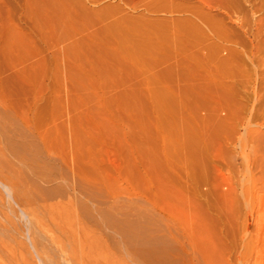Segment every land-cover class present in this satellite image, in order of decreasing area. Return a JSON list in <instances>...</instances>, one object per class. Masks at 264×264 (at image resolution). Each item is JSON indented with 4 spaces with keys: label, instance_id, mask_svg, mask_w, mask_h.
<instances>
[{
    "label": "rangeland",
    "instance_id": "1",
    "mask_svg": "<svg viewBox=\"0 0 264 264\" xmlns=\"http://www.w3.org/2000/svg\"><path fill=\"white\" fill-rule=\"evenodd\" d=\"M0 264H264V0H0Z\"/></svg>",
    "mask_w": 264,
    "mask_h": 264
},
{
    "label": "bare ground",
    "instance_id": "2",
    "mask_svg": "<svg viewBox=\"0 0 264 264\" xmlns=\"http://www.w3.org/2000/svg\"><path fill=\"white\" fill-rule=\"evenodd\" d=\"M220 3V2H219ZM224 3H225V1H224ZM229 3V2H228ZM231 4V3H230ZM211 5V4H210ZM213 5V4H212ZM223 5V4H222ZM227 9V8H226ZM230 9V8H229ZM230 10H232V9H230ZM224 12V11H223ZM233 13V12H232ZM225 18V17H224ZM223 24V23H222ZM210 28H211V26H210ZM211 31V30H210ZM216 31V30H215ZM228 41V40H227ZM85 207V206H84ZM86 207H87V205H86ZM88 210V209H87ZM91 210V209H90ZM90 212V211H89ZM81 214V213H80ZM83 215V214H82ZM88 217V216H87ZM85 218V217H84ZM87 219V218H86ZM89 219V221H90V218H88ZM87 219V220H88ZM86 221V220H85ZM91 225H92V223H91ZM93 225H97V223L95 224V223H93ZM101 230V229H100ZM103 234V233H102ZM188 242V241H187ZM189 243V242H188ZM189 246V245H188ZM187 253H189V252H187ZM187 255V254H186ZM189 256V255H188ZM189 262V261H188Z\"/></svg>",
    "mask_w": 264,
    "mask_h": 264
}]
</instances>
